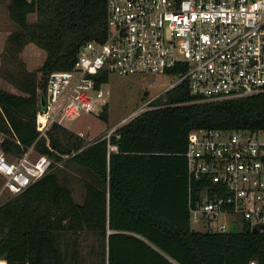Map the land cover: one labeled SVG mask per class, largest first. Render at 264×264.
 <instances>
[{
    "label": "trees",
    "instance_id": "trees-1",
    "mask_svg": "<svg viewBox=\"0 0 264 264\" xmlns=\"http://www.w3.org/2000/svg\"><path fill=\"white\" fill-rule=\"evenodd\" d=\"M9 12L19 24L7 37L10 55L18 59L31 41L46 50L38 67L43 87L52 70L75 64L82 43L108 31L106 0H11ZM35 78L22 84L27 93L0 86L5 151L13 157L35 143L54 161L83 165L93 178L84 180L83 201L53 168L2 201L0 258L7 264H86L78 249L82 232L98 236L103 264H264V230L254 232L246 221L236 232L193 230L190 187L198 196L201 179L190 180L184 154L194 127H263L264 90L203 99L182 80L154 106L85 145L58 122L38 137L43 89ZM100 115L108 117L106 105Z\"/></svg>",
    "mask_w": 264,
    "mask_h": 264
},
{
    "label": "built area",
    "instance_id": "built-area-1",
    "mask_svg": "<svg viewBox=\"0 0 264 264\" xmlns=\"http://www.w3.org/2000/svg\"><path fill=\"white\" fill-rule=\"evenodd\" d=\"M106 2V37L85 41L72 67L48 74L36 115L38 137L53 123L105 103L113 72L172 74V85L186 80L203 99L264 90V0ZM3 139L0 131V199L23 191L54 164L35 143L10 157ZM184 154L190 180L201 179L198 196L190 187L192 223L228 231L231 222L239 229L246 221L264 230V126L194 127Z\"/></svg>",
    "mask_w": 264,
    "mask_h": 264
},
{
    "label": "rangeland",
    "instance_id": "rangeland-1",
    "mask_svg": "<svg viewBox=\"0 0 264 264\" xmlns=\"http://www.w3.org/2000/svg\"><path fill=\"white\" fill-rule=\"evenodd\" d=\"M10 2L11 0H0V81L4 87L23 93L26 92L22 86L24 81L35 76L38 84L37 89L40 92L44 89V79L38 67L44 60L46 50L31 41L25 44L18 59L10 55L6 49L7 37L13 30L19 28L17 21L10 15ZM35 17V13L29 14L30 20H34ZM29 69L33 71L26 78ZM174 80L175 77L172 74L126 75L113 72L105 84V88H110L107 101L96 106L92 111H85L75 117L65 118L64 125L77 133L83 131L82 140L85 145L89 144L100 136H108L114 129L134 117L138 109L141 112L152 106V101L172 87ZM105 105L108 111L107 118L100 115ZM53 169L58 172L60 179L73 189L75 198L78 201H83L85 196L84 180L93 178L86 167L72 160L64 159L54 161ZM9 195L11 193H5V196L0 199V203ZM193 226L199 230L205 228L199 222H194ZM80 237L81 244L78 249L81 256L86 257L85 263L103 264L102 255L95 251L97 245L94 246L98 236L93 232H82Z\"/></svg>",
    "mask_w": 264,
    "mask_h": 264
},
{
    "label": "water",
    "instance_id": "water-1",
    "mask_svg": "<svg viewBox=\"0 0 264 264\" xmlns=\"http://www.w3.org/2000/svg\"><path fill=\"white\" fill-rule=\"evenodd\" d=\"M195 229H196V227H193V230H195ZM252 230H253L254 232H259V231H260V228H259L258 226H256V225H254V226L252 227ZM228 231H229V232H236V231H238L237 223H236V222H231V223L229 224Z\"/></svg>",
    "mask_w": 264,
    "mask_h": 264
},
{
    "label": "crops",
    "instance_id": "crops-1",
    "mask_svg": "<svg viewBox=\"0 0 264 264\" xmlns=\"http://www.w3.org/2000/svg\"><path fill=\"white\" fill-rule=\"evenodd\" d=\"M41 47V46H40ZM45 57H46V54H45ZM45 57H44V59H45ZM44 61V60H43ZM42 61V62H43ZM42 62H41V64H42ZM40 64V65H41ZM29 70H31V69H29ZM0 86H3V83H1V81H0ZM4 87V86H3ZM5 88H7V87H5ZM7 89H9V90H11V88H7ZM12 91H14L13 89H12ZM16 92V91H15ZM23 93H27V92H23ZM0 262L2 263V264H7V260H6V258H0ZM0 263V264H1Z\"/></svg>",
    "mask_w": 264,
    "mask_h": 264
}]
</instances>
